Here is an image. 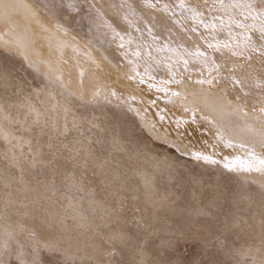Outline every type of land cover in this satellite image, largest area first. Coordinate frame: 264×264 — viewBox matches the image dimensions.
I'll return each instance as SVG.
<instances>
[{
  "label": "bare ground",
  "instance_id": "1",
  "mask_svg": "<svg viewBox=\"0 0 264 264\" xmlns=\"http://www.w3.org/2000/svg\"><path fill=\"white\" fill-rule=\"evenodd\" d=\"M63 1L68 12L60 13L58 0H0V141L8 153L0 207L15 213L8 222L0 216V264H14L12 257L43 264L41 247L58 260L174 264L165 253L172 233L199 238L209 264L229 257L264 264V172L235 164L249 149L264 154L259 20L246 21L254 32L233 25L229 37L199 25L180 0H152L155 8L142 0ZM80 9L87 28L70 17ZM15 72L34 91L18 97L11 115L6 94L26 87ZM78 126L96 132L75 143L68 137L81 157L68 186L77 194L68 188L62 198L42 169L49 162L42 133L57 138ZM59 158L55 166L67 162Z\"/></svg>",
  "mask_w": 264,
  "mask_h": 264
},
{
  "label": "rangeland",
  "instance_id": "2",
  "mask_svg": "<svg viewBox=\"0 0 264 264\" xmlns=\"http://www.w3.org/2000/svg\"><path fill=\"white\" fill-rule=\"evenodd\" d=\"M59 1V8L58 9H60L59 11H60V13H62V11H65V12H68V10H67V8L68 7H66L67 6V4L65 5V2L63 1V0H58ZM75 1H77V2H80V0H75ZM83 9H85V8H83ZM83 9H80V11L78 10V12L76 11V10H72V14H74V16H72V14L70 15V17H71V19H72V21H77V22H80L81 21V24H84V26H85V28H87L88 27V20L86 19L87 17H85L88 13L85 11V10H83ZM82 10H83V13H82ZM218 61V60H217ZM21 74V75H20ZM19 76V77H18ZM22 76V77H21ZM14 77H17L16 79H19V78H22V79H19V80H23V81H25V82H23V81H21V83H23L22 84V87L25 85L26 87H23V89H25V90H23V89H20V90H17L16 89V87H14L12 90H11V93H9L8 92V94H6V96H7V101H11L10 103L13 105H11V107H10V110H9V112L11 113V112H16L15 114H14V112L13 113H11V115H16L18 112V104L24 99L23 97H25L24 96V94H29V93H31L32 92V90H33V86H32V84H30L32 81L30 80V78H28L26 75H24L23 73H20L19 72V74H17L16 72H15V74H14ZM24 77H26L25 79H24ZM29 80V81H28ZM27 81V82H26ZM30 82V83H29ZM36 84V83H35ZM30 85L32 86V87H30ZM0 87L2 88V86L0 85ZM1 88H0V92H1ZM32 89V90H31ZM28 90V91H27ZM31 90V91H30ZM18 91V92H17ZM19 91L22 93H19ZM26 91V92H25ZM34 91V90H33ZM15 92L16 93H19V94H21L20 96H19V94H15ZM24 92V93H23ZM13 93V94H12ZM1 94V93H0ZM9 94H11V95H9ZM23 95V96H22ZM10 96V97H9ZM12 96V97H11ZM15 96V97H14ZM8 97L9 98H12V99H14L15 101H17L16 103L17 104H14L15 102H13L12 103V99L10 100V99H8ZM18 97H22L21 99H20V102L18 101L19 100V98L17 99ZM13 100V101H14ZM15 105H17V106H15ZM15 106V107H14ZM14 107V109H12ZM17 108V109H16ZM12 109V110H11ZM16 124V123H15ZM14 123H12V126L13 125H15ZM17 125V124H16ZM14 127H16V130H18L19 128H17V126H14ZM82 127H80V126H78V128H77V131H75L76 129H74V131H71V132H65V133H61V135H59L58 133H55V135L54 136H56V135H58V137L57 138H53V134H50L49 135V133L47 134V133H42V140H44V141H42L41 139V143L43 144L44 143V151H46L45 153L47 154V155H45V153H44V155L45 156H47V159H48V163H46L44 166V168H42L43 170H45L46 169V173L48 174V176H49V178H50V180H52V177H54L53 178V180H52V182L53 181H55V183H54V185L56 186H54L55 187V189L53 190V193H54V191H56V189L57 188H59L58 189V191H56V193H54L55 195H63L64 196V193L68 196V193L70 192V194L72 193V196H73V193H74V195L75 194H77V189L76 190H74L75 188L74 187H68V186H70V180H71V178L73 177V175L76 173V171H77V166H78V164H77V162H78V160H79V158L81 157V155L79 154V153H77V154H79L78 156H77V154H76V152L74 151V149H73V144L75 143L74 141H78V138H79V136H80V139H84V138H87V137H89V134H90V136H91V133H92V135H95V132H96V130H94L95 128H93V129H90V128H88L87 129V127H85V128H82ZM82 130V131H78V130ZM83 130H84V133L85 132H87L86 134H84L83 133ZM89 130V131H88ZM92 130H94V131H92ZM90 131H92L91 133H90ZM72 132H74V133H72ZM76 132H78V135H77V133ZM67 133V134H66ZM72 133V134H71ZM76 133V134H75ZM83 136H81L80 134ZM89 133V134H88ZM44 134H46L45 136H43ZM62 134H63V137L65 138V139H68V137L70 138V139H72V138H74V139H72L73 140V142H70L69 143V141H72V140H70V139H68V140H66V141H68V143L66 142V141H64V143H63V141H58L57 142V140H58V138H59V136H60V138H62L61 140H65L63 137H61L62 136ZM65 134V135H64ZM71 134V136H69ZM88 134V135H87ZM49 135V136H48ZM72 135H74L73 137H72ZM78 137H77V136ZM85 135V136H84ZM50 136H52L51 138H53V139H51L50 138ZM46 137V138H45ZM50 138V139H48V140H50L48 143H47V141L48 140H46L47 138ZM67 137V138H66ZM77 137V138H76ZM82 137V138H81ZM59 138V139H60ZM76 138V139H75ZM56 141H55V140ZM46 142V143H45ZM53 142V143H52ZM55 142V143H54ZM62 142V143H61ZM66 142V143H65ZM52 143V144H51ZM58 143V144H57ZM46 144H49L50 146H52V147H49V145H48V147H47V145ZM54 144V145H53ZM61 144H63L64 146H62L63 147V150L61 149H59L61 146ZM68 144V145H67ZM0 152H2V150L5 152L6 151V148H5V150H4V147H3V145L4 144H1V141H0ZM56 145V146H55ZM58 145V146H57ZM69 145H71L70 147H69ZM45 146L47 147L46 148V150H45ZM53 146H55V147H53ZM60 146V147H59ZM67 146V147H66ZM61 147V148H62ZM66 147V148H65ZM1 148H2V150H1ZM52 148H54L53 150H52ZM57 149V151H56V149ZM65 148V149H64ZM70 148V149H69ZM70 151H69V150ZM25 151H24V153L25 154H27V147H25V149H24ZM49 150V151H48ZM54 152V156H55V154L56 155H58L61 159H64L65 161L67 160V162H65V163H63V164H60V165H57V166H55L56 165V162L54 163V161L56 160V159H58L59 157L58 156H56V157H54L53 156V154L52 155H50V152L51 153H53ZM56 151V152H55ZM62 151H64L63 153L65 154H63V153H61ZM67 151V152H66ZM73 153H72V152ZM4 152H2L1 153V155H0V162H3V159H4V162L3 163H5L6 162V160H7V156H8V153H6L5 152V156H6V159L5 158H3V157H5L4 155H3V153ZM30 152V151H29ZM29 152H28V154H29ZM49 152V153H48ZM62 156H61V155ZM68 154V156H66ZM72 154H74V155H72ZM31 154H29L28 156H30ZM71 155V156H70ZM64 156H65V158H64ZM74 156V157H73ZM77 156V157H76ZM2 157V158H1ZM71 157H72V159H71ZM52 158V162L50 161V159ZM54 158V159H53ZM59 158V159H60ZM66 158H70V159H66ZM74 158V159H73ZM2 159V160H1ZM8 161V160H7ZM73 161V162H72ZM70 162V163H69ZM76 164H75V163ZM7 163V162H6ZM52 164L53 163V165H48V164ZM65 164V165H64ZM54 167V168H52V167ZM73 166V167H72ZM75 166V167H74ZM37 167V166H36ZM60 167V168H59ZM15 170H17L15 167H13ZM62 168H64V169H62ZM69 168H70V170H69ZM75 168V169H74ZM13 169V170H14ZM53 169V170H52ZM58 169H61V170H58ZM48 171L50 172V173H48ZM55 171V172H54ZM58 171H60V172H58ZM63 171V172H62ZM68 171V172H67ZM70 171H72V172H70ZM59 174V175H56V174ZM62 173L63 174H68V175H66V176H63L62 175ZM70 173V174H69ZM74 173V174H73ZM52 174V175H51ZM71 175V176H70ZM39 176L40 177H37V180H39V181H41L40 180V178H42V176H41V174H39ZM56 177V178H55ZM64 177H66V178H64ZM70 177V178H69ZM63 178H64V181H63ZM69 179V180H68ZM61 180V181H60ZM69 182V185H68V182ZM66 183V184H65ZM13 184V183H12ZM14 187V188H11V187ZM64 186V187H63ZM65 187H67V188H65ZM70 189V191H69V189ZM73 190H72V189ZM10 189H11V191H12V189L14 190L15 189V186H14V184L13 185H11V186H8V187H6V191H8L9 190V192L11 193V191H10ZM69 192H68V191ZM64 191V192H63ZM76 192V193H75ZM78 192L80 193V190L78 189ZM58 193V194H57ZM60 193V194H59ZM79 193H78V195H79ZM69 194V195H70ZM65 195V196H66ZM65 196L64 197H62V198H65ZM64 200V199H63ZM62 200V201H63ZM201 206L203 205V206H206V200H204V199H202L201 200ZM19 205H20V203H19ZM127 205V212H129L130 214L132 213V212H134V205L133 204H126ZM8 207V206H7ZM7 207H0L1 209H0V211H1V214H0V216L3 218V220H5L6 222H8V219H10V220H13L14 219V216H15V213H13V215H12V213L10 212V210H9V207H8V210H9V212H8V210H7ZM4 208V209H3ZM6 208V209H5ZM5 211H7V212H5ZM2 212H4V213H2ZM5 214V215H4ZM7 214L10 216V217H8L7 216ZM11 214V215H10ZM3 215V216H2ZM7 216V217H6ZM69 218L71 217V216H68ZM67 217V218H68ZM6 218V219H5ZM68 218V221L69 222H72L73 223V220H72V217L69 219ZM9 220V221H10ZM220 222V221H219ZM221 224V223H220ZM219 225V224H218ZM223 226H224V224H223ZM223 226H220L219 228H222V229H224V227ZM220 234L218 235L219 236V238H220V240L222 239V241L224 242V245H228L229 244V240H228V238L226 237V233H224V232H219ZM175 237V238H174ZM167 238H169L170 240H172V242L171 243H169L168 245H166L165 246V253L167 254V256H168V258H169V260L171 259L172 260V262H174V264H209V257H207V256H205V255H203V252H202V249H201V241H200V239L199 238H191V237H184V235H177V236H174L173 235V233L171 234V235H167ZM177 239V240H176ZM226 241V242H225ZM45 248H40V254H41V257H40V255H38L37 257H38V259H43V264H96L97 262H93V260H89L88 262L89 263H87V259H85L84 258V261H82L83 260V258H79L78 257V259L76 258V257H72V258H69V259H66V260H63L62 258H60L61 260H58L59 259V253H51L49 250H44ZM30 250H31V248H30ZM50 252V253H49ZM43 253V254H42ZM53 254H54V256H53ZM49 255V256H48ZM58 255V256H57ZM46 256V257H45ZM170 256V257H169ZM175 257V258H173V257ZM245 258H250V257H245ZM12 260V262L14 263V264H17V261H16V259L14 258V257H12L11 258ZM74 259V260H73ZM77 261H76V260ZM234 258H232V257H229L227 260H226V262L225 263H222V264H240L239 262H237V261H235V260H233ZM69 260V261H68ZM80 260V261H79ZM231 260V261H230ZM49 261V262H48ZM90 261H92V262H90ZM46 262V263H45ZM55 262V263H54ZM61 262V263H60ZM3 264H6V263H3Z\"/></svg>",
  "mask_w": 264,
  "mask_h": 264
},
{
  "label": "snow or ice",
  "instance_id": "3",
  "mask_svg": "<svg viewBox=\"0 0 264 264\" xmlns=\"http://www.w3.org/2000/svg\"><path fill=\"white\" fill-rule=\"evenodd\" d=\"M142 2L150 8L156 7V4L153 3L152 0H142ZM200 2L201 0H197V5L188 7L184 0H180L179 7L182 9L186 8L188 11L192 12L191 18L196 20L202 27L211 29L213 32L227 31L229 37L232 35L231 29L233 25L236 28L254 32L256 30L255 23L249 25L246 21L249 19L253 21L259 20V40L264 41V0H202L203 11L199 10L198 5ZM165 7H167V5H165ZM217 9L222 12V15H213ZM224 15L228 16L227 23L224 21ZM215 21H219V24ZM193 31H195V29H193ZM248 39H251V36H249ZM223 46L226 48L230 47L227 41ZM261 51L264 52V48H262ZM137 55H139V53H137ZM232 55H242V53L233 52ZM233 82L238 85H243L245 83L243 80H234ZM200 83H203V81H200ZM257 87L264 88V84H257ZM259 111L264 113V108L259 109ZM241 147L247 146L241 144ZM205 159L208 158L205 157ZM235 164L239 165L241 169L245 171L256 170L264 172V154L257 155L254 149H249L247 158L241 159L237 157L235 159ZM226 166L229 169L233 167L231 163Z\"/></svg>",
  "mask_w": 264,
  "mask_h": 264
}]
</instances>
